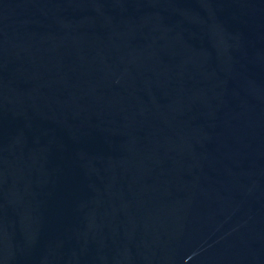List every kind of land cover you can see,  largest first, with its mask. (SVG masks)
<instances>
[{"label":"water","instance_id":"water-1","mask_svg":"<svg viewBox=\"0 0 264 264\" xmlns=\"http://www.w3.org/2000/svg\"><path fill=\"white\" fill-rule=\"evenodd\" d=\"M0 264H264V0H0Z\"/></svg>","mask_w":264,"mask_h":264}]
</instances>
